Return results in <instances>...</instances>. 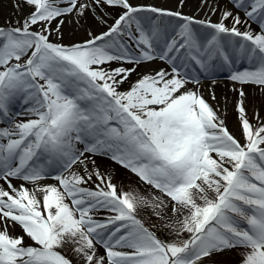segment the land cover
<instances>
[{"label":"snow or ice","instance_id":"snow-or-ice-1","mask_svg":"<svg viewBox=\"0 0 264 264\" xmlns=\"http://www.w3.org/2000/svg\"><path fill=\"white\" fill-rule=\"evenodd\" d=\"M0 264H264V0H2Z\"/></svg>","mask_w":264,"mask_h":264},{"label":"bare ground","instance_id":"bare-ground-1","mask_svg":"<svg viewBox=\"0 0 264 264\" xmlns=\"http://www.w3.org/2000/svg\"><path fill=\"white\" fill-rule=\"evenodd\" d=\"M0 2H2V0H0Z\"/></svg>","mask_w":264,"mask_h":264}]
</instances>
